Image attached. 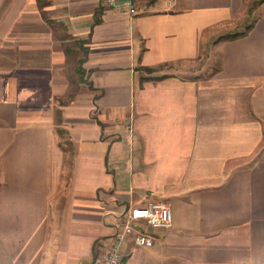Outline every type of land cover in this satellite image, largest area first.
I'll return each instance as SVG.
<instances>
[{
    "label": "crops",
    "instance_id": "crops-1",
    "mask_svg": "<svg viewBox=\"0 0 264 264\" xmlns=\"http://www.w3.org/2000/svg\"><path fill=\"white\" fill-rule=\"evenodd\" d=\"M135 3L0 0V264H264V0Z\"/></svg>",
    "mask_w": 264,
    "mask_h": 264
},
{
    "label": "built area",
    "instance_id": "built-area-1",
    "mask_svg": "<svg viewBox=\"0 0 264 264\" xmlns=\"http://www.w3.org/2000/svg\"><path fill=\"white\" fill-rule=\"evenodd\" d=\"M115 9L134 15L135 0H104ZM115 231L107 240L106 256L102 264H124L122 246L125 242L135 246H152L155 241L152 230L172 225L170 205L163 199H150L142 205L129 206L123 213L115 215ZM138 223H142L143 228Z\"/></svg>",
    "mask_w": 264,
    "mask_h": 264
},
{
    "label": "trees",
    "instance_id": "trees-1",
    "mask_svg": "<svg viewBox=\"0 0 264 264\" xmlns=\"http://www.w3.org/2000/svg\"><path fill=\"white\" fill-rule=\"evenodd\" d=\"M248 29H250V27H247V29H245L246 31H242V32H239V33H230V34H227L226 36L228 37V39H231V40H233V39H236V38H239V37H242V36H244L245 34H246V32L248 31ZM83 61L82 60H80L79 62H78V64H79V66H78V73L79 74H81V72H83L84 70L82 69V63ZM145 70H147V72H148V70H150L151 71V69H148L147 67H145L144 68ZM148 78H151L150 76H148V77H145V79H148ZM152 78H157V77H152ZM143 79V78H142Z\"/></svg>",
    "mask_w": 264,
    "mask_h": 264
},
{
    "label": "rangeland",
    "instance_id": "rangeland-1",
    "mask_svg": "<svg viewBox=\"0 0 264 264\" xmlns=\"http://www.w3.org/2000/svg\"><path fill=\"white\" fill-rule=\"evenodd\" d=\"M203 53H205L204 55L205 56H207V55H210V49H204L203 50ZM206 58H208V57H206ZM205 57L203 58V59H206ZM208 60H206V62H207ZM208 65V64H207ZM212 65H209L208 67H211ZM190 67H194V69L196 70L198 67L197 66H190ZM205 68V67H204ZM209 69V68H208ZM195 70H193V72H195ZM183 75H185V76H192L190 73H188V72H183L182 73Z\"/></svg>",
    "mask_w": 264,
    "mask_h": 264
}]
</instances>
